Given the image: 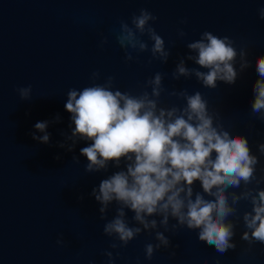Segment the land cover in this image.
I'll list each match as a JSON object with an SVG mask.
<instances>
[{"label":"water","instance_id":"obj_1","mask_svg":"<svg viewBox=\"0 0 264 264\" xmlns=\"http://www.w3.org/2000/svg\"><path fill=\"white\" fill-rule=\"evenodd\" d=\"M261 6L264 0H0V264H107L104 252L112 251V241L103 233L105 221L91 193L119 169L110 166L107 172L85 173L88 161L80 149L90 141H80L73 151L59 147L66 142L64 134L70 135L75 127L65 109L67 92L89 86L96 71L101 73L98 83L114 76L122 92L139 93L157 72L166 73L164 86L169 92H202L224 126L233 135L248 138L260 160L257 176L264 177V155L257 150L264 143V122L251 114L253 86L259 79L256 62L264 57ZM140 9L158 17L153 27L172 51L167 65L149 64L150 52L132 62L125 60L116 31L121 20L130 23ZM180 29L188 33L186 40H180ZM204 31L229 36L237 51L248 49L250 66L234 85L218 82L215 90H209L194 77L171 79L178 57L187 53L186 43L199 39ZM105 38L108 44L101 47ZM188 66L196 67L191 62ZM236 67L239 70V60ZM28 85L33 97L22 101L16 90ZM161 102L162 106L184 103L167 94ZM57 115L61 121L47 129L50 143L33 140L34 125L54 121ZM74 156L79 158L78 165ZM195 191H201L199 182ZM229 191L239 193L242 188ZM115 207L108 219L115 215ZM239 209L235 250L221 255L185 229L165 233L172 247L147 260L145 245L156 241L154 234L145 233L121 248L118 256L113 251L115 264H264V244L256 243L248 251L247 242L240 238L246 230L242 215L251 206L241 201ZM131 217L129 212V221ZM61 236L63 246L57 244Z\"/></svg>","mask_w":264,"mask_h":264},{"label":"clouds","instance_id":"obj_2","mask_svg":"<svg viewBox=\"0 0 264 264\" xmlns=\"http://www.w3.org/2000/svg\"><path fill=\"white\" fill-rule=\"evenodd\" d=\"M258 15L264 19V6L258 9ZM157 20L149 10L140 9L130 23L120 21L116 41L125 52L126 62L150 52L149 64L169 63L172 51L153 27ZM178 36L183 41L188 33L180 29ZM106 44L107 38L102 40L101 47ZM171 47H175V42ZM186 48L187 53L175 63L171 79L194 77L209 90H215L218 82L234 85L251 63L247 48L237 51L233 39L211 31L188 41ZM189 62L196 67H189ZM256 73L259 79L253 86L251 114L264 122V57L257 58ZM165 76L166 73H155L144 83L142 91L134 94L119 90L114 76L98 83L101 73L96 71L89 86L67 92L65 109L75 127L70 135L64 134L66 142L59 147L73 151L80 141H90L80 149L88 161L85 173L107 172L110 166L119 169L101 180L91 193L100 205V218L105 221L103 233L112 241V251L104 252L107 264H115L119 250L145 233L150 237L154 234L156 241L145 245L147 260H152L157 251L172 247L165 233L177 234L185 229L195 232L199 242L221 255L235 250L241 201L251 206L242 215L246 230L241 240L247 242L248 251L256 243L264 244V189L260 188L264 177L257 176L260 160L252 153L248 138L233 135L224 126L220 113L210 110L202 92H169L164 86ZM16 91L22 101L33 97L31 85ZM165 94L183 101V106H162L161 97ZM60 121L59 115L54 121H38L32 139L49 144L47 129ZM257 150L264 155V143H259ZM73 160L80 163L78 157ZM197 182L201 191H195ZM241 188L239 193L229 191ZM113 205L115 215L108 219ZM64 243L61 236L57 244Z\"/></svg>","mask_w":264,"mask_h":264}]
</instances>
